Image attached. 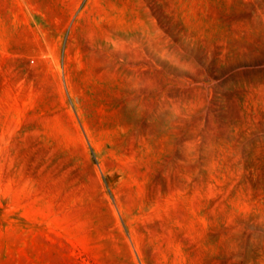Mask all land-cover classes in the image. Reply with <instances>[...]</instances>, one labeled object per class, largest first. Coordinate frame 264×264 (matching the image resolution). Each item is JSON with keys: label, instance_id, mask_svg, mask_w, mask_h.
Here are the masks:
<instances>
[{"label": "rangeland", "instance_id": "374dc122", "mask_svg": "<svg viewBox=\"0 0 264 264\" xmlns=\"http://www.w3.org/2000/svg\"><path fill=\"white\" fill-rule=\"evenodd\" d=\"M0 264H264V0H0Z\"/></svg>", "mask_w": 264, "mask_h": 264}]
</instances>
